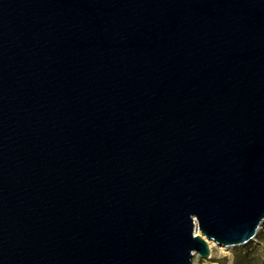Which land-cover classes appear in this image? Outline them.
Returning a JSON list of instances; mask_svg holds the SVG:
<instances>
[{"label":"water","instance_id":"1","mask_svg":"<svg viewBox=\"0 0 264 264\" xmlns=\"http://www.w3.org/2000/svg\"><path fill=\"white\" fill-rule=\"evenodd\" d=\"M264 223V0H0V264H192Z\"/></svg>","mask_w":264,"mask_h":264},{"label":"rangeland","instance_id":"2","mask_svg":"<svg viewBox=\"0 0 264 264\" xmlns=\"http://www.w3.org/2000/svg\"><path fill=\"white\" fill-rule=\"evenodd\" d=\"M209 258L202 259L194 255L192 264H264V223L250 243L231 248H222L214 244Z\"/></svg>","mask_w":264,"mask_h":264},{"label":"bare ground","instance_id":"3","mask_svg":"<svg viewBox=\"0 0 264 264\" xmlns=\"http://www.w3.org/2000/svg\"><path fill=\"white\" fill-rule=\"evenodd\" d=\"M208 243V247L209 249H212V247L214 246V242L210 241V242H207Z\"/></svg>","mask_w":264,"mask_h":264}]
</instances>
